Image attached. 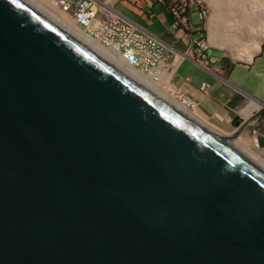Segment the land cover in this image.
Instances as JSON below:
<instances>
[{
  "label": "water",
  "instance_id": "water-1",
  "mask_svg": "<svg viewBox=\"0 0 264 264\" xmlns=\"http://www.w3.org/2000/svg\"><path fill=\"white\" fill-rule=\"evenodd\" d=\"M235 134L0 0V264H264V171Z\"/></svg>",
  "mask_w": 264,
  "mask_h": 264
},
{
  "label": "crops",
  "instance_id": "crops-1",
  "mask_svg": "<svg viewBox=\"0 0 264 264\" xmlns=\"http://www.w3.org/2000/svg\"><path fill=\"white\" fill-rule=\"evenodd\" d=\"M200 1L202 5L189 8V34L174 28L173 13L156 0L125 1L117 8L145 32L179 50L189 42H202L207 68L179 61L173 81L198 103V113L208 121L225 132L258 140L264 157V128L253 134L256 118L264 124L259 109L264 103V0ZM203 9L207 16L201 19ZM236 120L238 127L233 125Z\"/></svg>",
  "mask_w": 264,
  "mask_h": 264
},
{
  "label": "built area",
  "instance_id": "built-area-1",
  "mask_svg": "<svg viewBox=\"0 0 264 264\" xmlns=\"http://www.w3.org/2000/svg\"><path fill=\"white\" fill-rule=\"evenodd\" d=\"M94 1L95 0H76L74 4L68 3L66 5H68V11H71L78 25L85 27L86 31L93 36L101 35L106 47L111 49L117 46L119 52H122L126 58L128 57L131 60H134L136 66L143 69L146 73L154 71L155 74H157L158 72L156 71L158 69L169 67L171 86L175 89H180L181 87L173 81L176 63L188 59L193 63L207 68L208 65L203 61L201 56V49L203 48L202 42H189L188 44H185L183 50H179L177 47L149 35L137 24L134 26V24L128 20V17L117 8L118 4L133 0H113V7L117 10V16H111V8L110 11L104 14L103 20L97 26L98 28L93 29L90 26L96 19L93 11ZM156 1L165 5V7L173 13L174 18L176 19V25L174 28L189 34V8L196 4L202 5V2L200 0ZM206 16L207 12L203 9L200 13V18L203 19ZM201 59L202 61H200ZM187 99L188 101L192 100L188 95ZM262 105L263 108L260 109V112L264 111V104ZM255 121L258 129L253 131V134L257 135L260 132L259 130L264 128V124L260 118H256ZM257 147L260 148V144L257 143Z\"/></svg>",
  "mask_w": 264,
  "mask_h": 264
},
{
  "label": "bare ground",
  "instance_id": "bare-ground-1",
  "mask_svg": "<svg viewBox=\"0 0 264 264\" xmlns=\"http://www.w3.org/2000/svg\"><path fill=\"white\" fill-rule=\"evenodd\" d=\"M29 3L44 11L46 14L54 18L61 25L66 27L72 33H74L83 43L94 49L99 53L105 60L121 69L128 75L139 80L144 86L149 88L158 98H160L165 104L175 109L178 113L188 118L193 123L203 127L208 132L217 135L221 138L228 139L235 136L236 132L228 133L222 131L220 128L214 127L212 124L207 122L197 111L199 108L198 103L191 100L188 101L187 95L183 92L182 88L175 89L171 86V75L169 67H162L158 69L155 74L154 71L146 73L143 69L136 66L135 61L130 58H126L122 52L118 51V47L108 48L106 47L101 35L93 36L85 27L77 24L71 11H68V3L74 4L76 0H27ZM113 0H95L94 1V17H96L93 24L90 26L93 29H97L98 24L103 20V16L106 12L111 11V16H117V10L113 7ZM128 20L136 26L133 20L128 17ZM147 33V32H146ZM150 35V34H149ZM175 74V72H174ZM173 88V89H172ZM264 104V103H263ZM263 108V105L259 106V109ZM219 119H221L218 116ZM249 139L253 141L252 144L254 149L258 150L255 139L247 136H240L236 139H232L231 146L239 151L244 157L255 163L260 169L264 171V160L254 155L248 147H246L240 140ZM259 144V143H258ZM261 151V150H260Z\"/></svg>",
  "mask_w": 264,
  "mask_h": 264
},
{
  "label": "rangeland",
  "instance_id": "rangeland-1",
  "mask_svg": "<svg viewBox=\"0 0 264 264\" xmlns=\"http://www.w3.org/2000/svg\"><path fill=\"white\" fill-rule=\"evenodd\" d=\"M202 116V115H201ZM203 117V116H202ZM204 119H206L205 117H203ZM207 120V119H206ZM207 122H209L210 124H212L214 127H216L217 129L220 127V126H218L217 124H215L214 122H212V121H208L207 120ZM220 129L222 130V128L220 127ZM222 131H224V130H222ZM225 132V131H224ZM228 133H230V132H228ZM233 133V132H232ZM241 143H243L246 147H248V149L250 150V152H252L254 155H256V156H258L259 158H261L262 160H264L263 158V155H260L259 154V149L257 150V149H254L253 148V146H252V144H254V142L253 141H250L249 139H242L241 140Z\"/></svg>",
  "mask_w": 264,
  "mask_h": 264
}]
</instances>
